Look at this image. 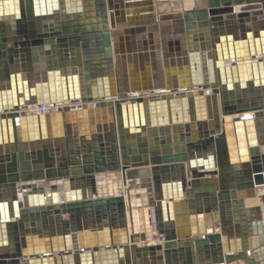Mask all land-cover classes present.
<instances>
[{
    "label": "water",
    "instance_id": "water-1",
    "mask_svg": "<svg viewBox=\"0 0 264 264\" xmlns=\"http://www.w3.org/2000/svg\"><path fill=\"white\" fill-rule=\"evenodd\" d=\"M175 1L0 0V264H264V0Z\"/></svg>",
    "mask_w": 264,
    "mask_h": 264
},
{
    "label": "crops",
    "instance_id": "crops-1",
    "mask_svg": "<svg viewBox=\"0 0 264 264\" xmlns=\"http://www.w3.org/2000/svg\"><path fill=\"white\" fill-rule=\"evenodd\" d=\"M178 2V3H177ZM176 4V5H175ZM140 8H142L141 6H139ZM173 7V8H172ZM181 2L179 1H175V2H164L162 4H159L158 7L155 6L156 9H158L159 12H167V11H174V10H181L183 8H190L192 7V2L190 0V4L186 7L181 8ZM164 10V11H163ZM170 31H173V26L169 27ZM159 35V33L157 32V36ZM144 40L148 41V33L147 31L144 33ZM137 39H134V41L132 42L131 40L129 41H124L123 42V47H130L132 46V43H136ZM160 56H159V67L157 68L156 63H154V61H152L151 57H147L146 59H139V58H135L134 61H131V63H129V61H125V65H126V70L127 72H130V70L132 69V72L136 73V75L138 76V80L142 81L141 77H145L147 79V83H149V85H152L154 81H156L157 79H160L161 81L165 82L168 77L170 76V72L171 70L168 67H165L164 65V59L162 58V50H159ZM131 65L132 68H129ZM176 66V65H175ZM177 68L174 71V75H177ZM143 74V76H142ZM177 77V76H175ZM118 177L119 174L117 173ZM119 183V180H118ZM258 203V197L254 198V199H250V200H246L245 202V206L249 207V206H254V204ZM250 241V247L254 248L255 246L258 245V241H257V237H252L249 239ZM243 263L242 261H236L233 262L231 264H240Z\"/></svg>",
    "mask_w": 264,
    "mask_h": 264
},
{
    "label": "bare ground",
    "instance_id": "bare-ground-1",
    "mask_svg": "<svg viewBox=\"0 0 264 264\" xmlns=\"http://www.w3.org/2000/svg\"><path fill=\"white\" fill-rule=\"evenodd\" d=\"M179 2H181V8H183V7H186V6H188L189 4H190V0H184V1H179ZM178 3V2H177ZM162 4V3H161ZM176 5V4H175ZM173 8V7H172ZM158 10V9H157ZM164 11V10H163ZM146 94H148L149 92H145ZM144 93V94H145ZM152 93H155V92H152ZM58 106H60V105H57V107ZM34 110L35 109H33V111L32 112H34ZM30 111H28L27 110V113H29ZM35 113V112H34ZM101 175H103V174H99V175H97V189H98V193L100 194H103V195H114V194H120V193H122V189L120 190H118V186H116V184H111L112 186H107V187H105V188H103V187H101L102 185H101V183H105V182H103V177L101 176ZM45 183H47V184H50V183H52V182H46V181H44V182H40V184H45ZM108 183V182H107ZM119 186L120 187H122V184H121V179H120V177H119ZM104 191H105V194H104ZM259 192L260 193H263L264 192V190H262V189H260L259 190ZM154 234H153V232H152V236H153ZM151 243V242H150Z\"/></svg>",
    "mask_w": 264,
    "mask_h": 264
},
{
    "label": "built area",
    "instance_id": "built-area-1",
    "mask_svg": "<svg viewBox=\"0 0 264 264\" xmlns=\"http://www.w3.org/2000/svg\"><path fill=\"white\" fill-rule=\"evenodd\" d=\"M34 110L35 113H40V114H45V113H49V112H53L57 109V104H40V105H33L31 107H29L28 111L32 112ZM32 112V113H34ZM162 238H158L157 241L152 242V243H161Z\"/></svg>",
    "mask_w": 264,
    "mask_h": 264
},
{
    "label": "rangeland",
    "instance_id": "rangeland-1",
    "mask_svg": "<svg viewBox=\"0 0 264 264\" xmlns=\"http://www.w3.org/2000/svg\"><path fill=\"white\" fill-rule=\"evenodd\" d=\"M101 176L103 177V182H105V183H101V185H102L101 187L105 188L107 186L108 187L112 186L111 184H116V186H118V190L122 189V187H120L119 183H118L119 177H118L117 173H106V174H103ZM104 194H105V191H104ZM99 195H103V194L100 193ZM240 264H244V263L240 262Z\"/></svg>",
    "mask_w": 264,
    "mask_h": 264
}]
</instances>
